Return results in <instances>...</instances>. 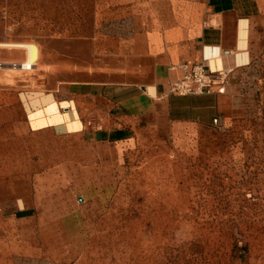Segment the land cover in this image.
Masks as SVG:
<instances>
[{
    "label": "rangeland",
    "instance_id": "1",
    "mask_svg": "<svg viewBox=\"0 0 264 264\" xmlns=\"http://www.w3.org/2000/svg\"><path fill=\"white\" fill-rule=\"evenodd\" d=\"M238 2L264 11V0ZM131 6L123 0H0V43L39 50L32 70H10V63L26 60V50L0 46L6 64L0 69V149L5 133L21 128L2 122L9 87L49 92L73 81L125 79L119 70L132 66ZM223 94L228 98L215 117L221 122L128 132L124 168L90 217L76 264H264V54L230 77ZM105 127L116 125L99 118L87 123ZM13 169L12 175H25L26 168ZM49 169L43 191L62 189L61 172Z\"/></svg>",
    "mask_w": 264,
    "mask_h": 264
},
{
    "label": "crops",
    "instance_id": "2",
    "mask_svg": "<svg viewBox=\"0 0 264 264\" xmlns=\"http://www.w3.org/2000/svg\"><path fill=\"white\" fill-rule=\"evenodd\" d=\"M123 2L132 3L135 14L132 66L119 70L125 79L73 81L49 92L9 87L2 122L10 130L21 128L5 133L0 149V264H76L86 247L88 221L124 168L128 132L210 123L221 113L228 98L223 93L170 92L180 65L204 62L230 78L264 54V11H249L238 0ZM52 101L57 112L45 114L43 106ZM95 118L116 127L87 128ZM13 168H26L25 175H12ZM44 168L61 172L62 189L43 191Z\"/></svg>",
    "mask_w": 264,
    "mask_h": 264
},
{
    "label": "built area",
    "instance_id": "3",
    "mask_svg": "<svg viewBox=\"0 0 264 264\" xmlns=\"http://www.w3.org/2000/svg\"><path fill=\"white\" fill-rule=\"evenodd\" d=\"M0 69L2 68L0 67ZM180 69L181 76L170 84L171 93L184 96L210 94L214 92L223 93L225 91L224 83L227 77V71L215 73L204 62L194 64L185 62L180 65ZM213 121L214 123L221 122L219 118H214Z\"/></svg>",
    "mask_w": 264,
    "mask_h": 264
},
{
    "label": "bare ground",
    "instance_id": "4",
    "mask_svg": "<svg viewBox=\"0 0 264 264\" xmlns=\"http://www.w3.org/2000/svg\"><path fill=\"white\" fill-rule=\"evenodd\" d=\"M0 46L17 47V48H23L26 50V55H27L26 60L24 62H21V63L13 62L14 65H12L13 63H10L11 65L9 64V66L7 67V68H10V70L11 69L12 70H19V69L20 70H30V69H33V66L36 65V61L38 60V56H39V50H38L36 45L31 44V43H5L4 42V43H0ZM0 64H1V66H0L1 68H3L6 65L4 62H0ZM43 109H44L43 112L45 114H49V115L53 114L54 112H57V110H58L57 105L54 103V101L44 105ZM41 111H42V109H41ZM70 115H72V114H70ZM65 120L66 119H64V121ZM70 120H72V119H70Z\"/></svg>",
    "mask_w": 264,
    "mask_h": 264
}]
</instances>
